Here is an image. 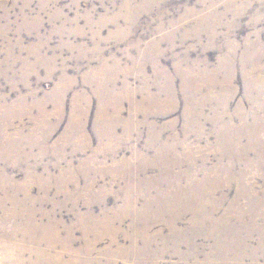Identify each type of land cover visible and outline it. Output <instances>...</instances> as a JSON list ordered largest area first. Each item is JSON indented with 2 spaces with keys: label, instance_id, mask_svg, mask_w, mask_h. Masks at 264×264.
I'll return each mask as SVG.
<instances>
[{
  "label": "rangeland",
  "instance_id": "obj_1",
  "mask_svg": "<svg viewBox=\"0 0 264 264\" xmlns=\"http://www.w3.org/2000/svg\"><path fill=\"white\" fill-rule=\"evenodd\" d=\"M258 62L264 0H0V264H108L119 255L118 264H136L122 259L138 236L131 220L115 236L93 229L88 214L178 198L201 201L230 227L236 264H264ZM113 145L121 149L109 154ZM167 159L183 161L172 174L187 168L181 195L166 189L158 169ZM26 189L32 199L16 205ZM188 214L179 223L188 234L166 241L167 216L146 210L139 218L142 230L163 219L152 226L161 233L149 249L157 264L218 256L214 238L192 235L211 223L193 226Z\"/></svg>",
  "mask_w": 264,
  "mask_h": 264
},
{
  "label": "bare ground",
  "instance_id": "obj_2",
  "mask_svg": "<svg viewBox=\"0 0 264 264\" xmlns=\"http://www.w3.org/2000/svg\"><path fill=\"white\" fill-rule=\"evenodd\" d=\"M44 8V7H43ZM149 11V10H148ZM121 13V12H120ZM59 14V13H58ZM239 11L237 12L236 15H239ZM111 16V15H110ZM206 18V17H205ZM23 19L24 21L26 22L28 20V16L26 14H24L23 16ZM136 19V18H135ZM129 20V19H128ZM204 20V19H203ZM206 22V21H205ZM65 23V22H64ZM70 23V22H69ZM208 23V22H207ZM61 25V24H60ZM201 25V24H200ZM203 25V24H202ZM137 28V27H136ZM205 28V27H204ZM210 29V28H209ZM76 30V29H75ZM152 45V44H151ZM155 46V45H154ZM158 46V45H157ZM148 48V47H147ZM154 48V47H153ZM147 54V53H146ZM245 56V55H244ZM146 57V56H145ZM242 58H245V57H242ZM224 58L220 59V62H221V67L224 66V63H225V60H223ZM246 59V58H245ZM118 60V59H117ZM148 60V59H147ZM259 60V59H258ZM155 61V60H154ZM105 64V63H104ZM153 65V64H152ZM264 65V64H263ZM263 65L260 64V62L258 63H255L254 64V67H253V78L255 80V84L254 85H257L258 83H264V77H262L260 75V73L263 74L264 72V67ZM158 66V65H157ZM137 67V66H136ZM194 67V70H195V66ZM168 69V68H167ZM193 69V68H192ZM202 70V69H201ZM102 71V70H101ZM100 71V72H101ZM196 71V70H195ZM186 74V73H185ZM89 76V75H88ZM103 76V75H102ZM187 76V75H186ZM105 78V77H104ZM107 78V77H106ZM105 78V79H106ZM169 78V77H168ZM186 78V77H185ZM189 80V79H188ZM92 81V80H91ZM102 82V81H101ZM186 82V81H185ZM101 84V83H100ZM99 84V85H100ZM187 85V83H186ZM103 86V85H102ZM171 86V85H170ZM169 86V87H170ZM264 87V86H262ZM101 88V87H100ZM107 88V87H106ZM102 89V88H101ZM109 89V88H108ZM106 90V89H105ZM104 90V92H105ZM110 90V89H109ZM186 90V89H185ZM98 91V90H97ZM102 91V90H101ZM212 91V90H211ZM101 93V92H100ZM99 93V94H100ZM190 93V92H189ZM212 95V94H211ZM64 96V95H63ZM103 96V95H102ZM191 96V95H190ZM227 96V95H226ZM155 97V96H154ZM152 98V96H151ZM109 100V99H108ZM229 100V99H228ZM106 101V99L104 100ZM201 101V100H200ZM226 101V100H225ZM102 102V101H101ZM110 102V101H109ZM200 103V102H199ZM220 103V102H219ZM45 105V104H44ZM102 105V104H101ZM104 105V104H103ZM202 105V104H201ZM226 105V104H225ZM106 106V105H104ZM222 108V107H221ZM103 109V108H102ZM263 108H261V110H263ZM43 113V112H42ZM224 113V112H223ZM220 114V113H219ZM225 114V113H224ZM242 114V113H241ZM113 115V114H112ZM115 115V114H114ZM216 117L219 118V115L218 113L215 114ZM243 116V115H242ZM215 118V117H214ZM244 118V117H243ZM217 119V118H216ZM116 120V119H115ZM117 121V120H116ZM100 122V121H99ZM111 123V122H110ZM109 123V124H110ZM113 123V122H112ZM119 123V122H118ZM107 124V123H106ZM50 125V124H49ZM128 125V124H127ZM222 128H226L229 126L228 123H220L219 124ZM253 125V123H252ZM98 126V125H97ZM101 128V127H100ZM131 127L125 129V131L123 132V134L120 136V138L124 141H129L130 138L132 137V134H133V130L134 129H130ZM98 129V127H97ZM101 130V129H100ZM99 130V131H100ZM104 131V130H103ZM112 132V131H111ZM110 132V133H111ZM101 133V132H100ZM47 133H45L46 135ZM103 134V133H102ZM44 135V138H46V136ZM49 135V133H48ZM5 136V135H4ZM104 136V135H103ZM49 137V136H48ZM107 137V136H106ZM114 137H116L114 135ZM112 140V138H111ZM115 140V139H114ZM223 139H220V141H222ZM118 141H119V138H118ZM219 141V142H220ZM125 142V141H124ZM119 144V143H118ZM122 146V145H121ZM114 147V145H113ZM115 149L113 150H109V154L112 153H116L119 149H121L119 146H115L114 147ZM161 153V152H160ZM168 154L165 156L164 155V160H165V157H167ZM169 157V156H168ZM168 160V159H167ZM178 160V159H177ZM171 160H168V161H162L161 163H158L160 166L158 169H161L162 170V175L164 176V180L165 178L166 181H167V185H168V189L169 191L171 192H176L178 193L179 195L183 194L184 191L186 190V188H184L181 184V180H182V176H186L187 174V168L185 169V171L183 173L181 172H173V174L171 173L173 170H175L176 168H178V166L182 165L183 164V161L180 160V161H176L174 162ZM191 162V161H189ZM187 162V164L189 163ZM152 165V164H151ZM157 165V164H156ZM125 166V165H124ZM148 166V165H147ZM153 166V165H152ZM144 167V166H143ZM151 167V166H150ZM126 168V167H125ZM189 170H191L190 167H188ZM127 170V168H126ZM177 170V169H176ZM139 171H137L138 173ZM142 172V171H140ZM143 172H146V170H143ZM133 173V172H131ZM160 173V172H159ZM178 173H181L182 175H178V180H177V174ZM133 175V174H132ZM49 177V175H48ZM189 179H192L193 176H188ZM164 185V184H163ZM166 186V185H165ZM4 187V186H3ZM160 187V186H159ZM163 187V186H162ZM46 189V187H44ZM164 188V187H163ZM162 188V189H163ZM161 189V188H159ZM30 190L29 189H26V198H24V200H22L21 198H19L18 196H16L15 198V204L18 205V204H21V203H25L26 200H29L31 198V194L29 192ZM164 191V190H163ZM167 191V190H166ZM158 192V190H157ZM159 192H162L159 191ZM70 195L69 191L67 192V195ZM74 194V193H73ZM71 196V195H70ZM74 196V195H73ZM81 196V195H80ZM79 196V197H80ZM69 197V196H68ZM5 198V197H4ZM126 198V197H125ZM32 199V198H31ZM43 199L44 200H48V193L47 192H44V196H43ZM80 199V198H79ZM79 199H78V202H79ZM131 199V198H130ZM134 199V198H133ZM132 199V200H133ZM3 200V199H2ZM71 200V199H70ZM126 200V199H124ZM129 200V199H128ZM41 201V199H40ZM65 201V200H64ZM66 202V201H65ZM64 202V203H65ZM68 202V201H67ZM72 203H73V200H72ZM76 203V202H75ZM89 203V202H88ZM148 203V202H147ZM157 203V202H156ZM153 204V203H152ZM155 204V203H154ZM75 205V204H74ZM156 205V204H155ZM159 207L157 208H151V206L149 207V204H146L145 205V208L144 209H140V208H137L136 204H135V201H126L124 202L123 206H121L120 209H118V211L116 212V214H114L113 216H110L109 214H107V211H104V213H106L105 215H102L101 217H97L95 218L94 216H92L91 213H89V217L90 218L89 220L92 219V222L93 224H91V227L93 229H109L111 228V231L114 233V235L116 236V233L121 229V226L122 224L124 223L123 220L126 219L124 217H128L130 220H131V223H130V227H129V230L131 233H135V234H138V236H136L137 240L135 242H133V246H130L128 248V252L130 251H133L132 255H129V256H124L123 253V258L124 261L123 262H132V260H135L136 264H138L137 260L139 261L140 264H143V262L145 261V258H146V262L145 263H148V264H157V261L156 259L153 258V256H151L152 254V249H151V252H149V249H150V244L154 243L152 241L154 240H158V237L161 236V233H152V226H154L155 224L157 223H161L163 221L162 218L160 217H157V218H154L152 221H150V223H147L144 225V230L140 229L139 228V221H140V217L142 214L146 213V210H148L152 216H167L165 218V222L167 224V226L169 227V230H170V233L167 235V236H162L164 237L165 241L170 239L171 238V235H175L174 237L175 238H179V237H183L185 235L188 234V231L185 230V229H182L179 227V223L182 221L183 217H186V215H189L188 213L192 214V224L193 226H197L198 224L202 223V222H209L211 223V226L210 228L207 230V231H194L192 233V235L194 237H198V236H203V237H206L208 239L210 238H214L215 239V249L220 250L218 256L214 259V261H210L211 264H220L222 262H228V264H236V261H237V257L235 255H233V252H232V247L231 245L229 244V242H226L228 240V236H229V231H230V227L221 223L219 220H217L213 214L211 212H208L206 210H209V209H206L203 205V203L201 201H197L195 203H185V200L183 198H178L175 203H172L171 205L170 204H158ZM65 206V205H63ZM77 206V205H76ZM74 207V206H73ZM73 209V208H72ZM76 209V208H75ZM116 209V208H115ZM112 210V209H111ZM110 211V210H109ZM88 212V211H87ZM111 212V211H110ZM108 212V213H110ZM114 212V211H112ZM10 213V211H9ZM93 213V212H92ZM82 213H80L81 215ZM84 215V213H83ZM86 215V213H85ZM79 216V215H78ZM133 219H139V220H132L131 218ZM79 218V217H78ZM84 218V217H82ZM28 221H31V218H28L27 219ZM79 220V219H78ZM81 220V219H80ZM85 220V219H84ZM61 221V220H60ZM53 222V221H52ZM83 222V220H82ZM90 222V221H89ZM123 222V223H122ZM57 223V222H56ZM62 223V222H61ZM81 223V222H80ZM51 224V223H50ZM60 225V224H59ZM82 225V224H81ZM55 226V224L53 225ZM56 227V226H55ZM87 227H89V225H87ZM53 228V227H51ZM72 228V227H71ZM84 228V227H83ZM86 228V227H85ZM89 229V228H88ZM73 230V228H72ZM127 230V231H129ZM86 231V230H85ZM92 231V229L90 230ZM101 231V230H100ZM102 232V231H101ZM109 232V231H107ZM106 232V233H107ZM72 234V232H71ZM70 235V234H69ZM130 235V234H129ZM57 236V235H56ZM87 236V235H86ZM126 236V235H125ZM132 236V235H131ZM85 237V236H84ZM114 237V236H113ZM161 237V238H162ZM131 238V237H130ZM135 238V237H134ZM72 239V238H71ZM88 239V238H87ZM138 239H141L142 241H144V246L142 247H138L137 243L139 242ZM135 240V239H134ZM115 241H116V238H115ZM152 242V243H151ZM153 245V244H152ZM125 246V245H124ZM140 246V245H139ZM123 247V246H122ZM121 248V247H120ZM127 249V248H126ZM154 249V248H153ZM121 250V249H120ZM156 250V249H155ZM164 251V250H163ZM177 251V250H176ZM144 255V256H139V254ZM162 252V251H161ZM236 252H238L236 250ZM151 253V254H150ZM156 253V252H155ZM114 254V253H113ZM127 254V253H126ZM163 254V252H162ZM117 255V253H116ZM154 255V254H153ZM156 255V254H155ZM161 255V254H160ZM114 256V255H113ZM121 255H119L120 257ZM157 256V255H156ZM118 257V259H119ZM159 258V257H158ZM114 259V258H112ZM117 259V261H118ZM195 259V258H194ZM116 260V259H115ZM115 260H112L110 261L108 264H118L117 261ZM158 260V259H157ZM196 260V259H195ZM255 260L258 261V258L255 257ZM159 261V260H158ZM198 261V260H197ZM196 262V261H195ZM209 261H198V264H208ZM120 264V263H119ZM125 264V263H124ZM131 264V263H130Z\"/></svg>",
  "mask_w": 264,
  "mask_h": 264
}]
</instances>
